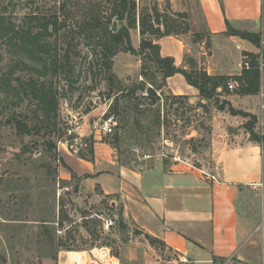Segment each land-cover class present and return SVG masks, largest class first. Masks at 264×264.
<instances>
[{
	"label": "rangeland",
	"instance_id": "374dc122",
	"mask_svg": "<svg viewBox=\"0 0 264 264\" xmlns=\"http://www.w3.org/2000/svg\"><path fill=\"white\" fill-rule=\"evenodd\" d=\"M127 1L135 5V27L131 29L126 19L118 21L113 17V0H0L1 5L8 8L7 14H12L20 25L30 15L58 17L65 29L56 41L52 38L53 44L60 55L68 51L75 64V75L79 77L73 88L62 78H48L59 93L57 127L52 133L47 129L38 134L30 130L35 124L34 102L24 99L14 106L10 98L4 99L0 95V264H53L48 259L53 258L59 248L67 247L70 241H76L77 246L82 247H108L110 252L118 255L123 243L132 240V245L141 256L145 253L153 260L159 256L140 232L124 224L119 217V206L112 208L107 199L93 203L79 196V182L87 175L78 177L73 173L77 178L71 177L72 172L60 163H65L63 157L68 154L91 162L98 152V155H107L115 163L128 168L155 159L180 167L188 164L192 170L204 172L211 167V121L214 114L225 112L216 108L215 100L225 101L219 96L226 91L238 94L242 84L230 79L224 82L218 76L221 87L215 90L214 99L205 101L196 89L197 96L193 98L185 79L177 77L170 82V87L172 92L181 95H172L166 80L161 90L157 91L158 100L152 103L147 92L152 89L150 81L153 78L160 84L162 78L159 75L155 77V74L144 77L142 73L146 61L119 48L112 59L110 76L117 83L111 91L102 69L100 50L94 46L95 42L89 46L82 30L89 20L112 21L111 26L115 22L116 32L127 28L130 46L135 51L139 50L144 37L160 46L162 57L172 58L174 64L177 60L181 61L179 69L185 67L190 73L188 63L193 59L196 70L209 76L204 70L208 68L211 42L197 0ZM63 4L64 10L61 9ZM143 19L147 30L144 36L141 35ZM150 25L152 30L159 31L157 33L169 32L171 37L178 39L184 53L178 41L164 37L158 39L151 34ZM244 50L255 55L260 52L253 44L251 49ZM230 53L236 64L238 57L235 51ZM215 54L221 53L217 51ZM1 55L0 72L12 67L13 61L24 60L11 56L5 46ZM245 61L250 68L251 60L245 56L242 62ZM255 63L260 73L264 68V52ZM145 68L146 73L154 71L149 63ZM14 75L24 80L32 76L22 65L15 68ZM228 84L233 86V90L228 89ZM117 88L127 92L135 90V94L128 100H119L117 115L112 119V134H106L104 126L107 120H104V115L113 101L108 99V95L109 91L115 93ZM96 109V114L88 115ZM13 113L30 117L31 121L27 122L29 135L19 136L5 124ZM101 113H104L102 117L99 116ZM243 119L242 128L245 130L251 122L248 118ZM253 130L258 135H264L257 128V122ZM46 142H50L54 149L48 150ZM143 156L150 159L144 160ZM173 157L180 162H174ZM95 191L99 193L98 188ZM105 219L114 221L108 230L103 228Z\"/></svg>",
	"mask_w": 264,
	"mask_h": 264
},
{
	"label": "crops",
	"instance_id": "0c3cea01",
	"mask_svg": "<svg viewBox=\"0 0 264 264\" xmlns=\"http://www.w3.org/2000/svg\"><path fill=\"white\" fill-rule=\"evenodd\" d=\"M197 3L211 42L208 68L204 71L211 77H241L245 55L258 57L264 52V0ZM229 31L257 36L259 54L244 50L251 49L252 43ZM164 38L178 41L182 48L178 39ZM231 50L238 57L236 64ZM217 51L221 54L216 55ZM181 64L179 60L175 62L177 68ZM177 77L184 79L181 75L167 79V88L174 96L181 95L170 87ZM187 88L195 98L196 90L189 85ZM219 98L235 110L254 116L257 128L264 134V68L259 73L256 94L226 91ZM97 112L98 109L88 115ZM212 122L211 167L207 176L188 164L180 167L160 159L128 168L98 152L91 162L72 154L64 156L72 173L89 176L79 182V196L93 203L107 199L112 208L119 206L124 224L159 241V247L148 243L159 256L155 260L145 253L141 256L132 240L123 243L118 255L108 247H82L70 241L48 260L53 264H264V225L260 227L264 219L263 148L250 141L242 128L243 118L218 112Z\"/></svg>",
	"mask_w": 264,
	"mask_h": 264
},
{
	"label": "trees",
	"instance_id": "16d2710c",
	"mask_svg": "<svg viewBox=\"0 0 264 264\" xmlns=\"http://www.w3.org/2000/svg\"><path fill=\"white\" fill-rule=\"evenodd\" d=\"M113 6V17L117 18L118 21L126 19L128 28H134L135 18L133 12L135 11V5L127 0H113ZM61 9H65L64 4L61 6ZM7 10L8 8L0 3V63L2 62L1 51L4 46L11 56H18L24 58V60L13 61L14 64L12 67L5 72H0V95L4 99L10 98L14 106H18L24 99H29L32 103L34 102L36 111H34L33 120L35 121L33 122L35 124L30 130L35 131V134H38L42 129H47L48 132L52 133L57 127L59 93L55 84L49 81L48 78H62L70 88H73L74 84L79 82V77L75 75L74 71L75 64L72 62L70 54L67 51L63 55H60L52 41V38L56 41L63 34L65 26L61 21H58V17L56 16L40 15H30L27 17L26 22L20 25L15 22L12 14H7ZM111 23L112 21L93 19L91 21L89 20L82 28L83 33H85L84 36L89 42V46L95 42L94 46L100 50L102 69L111 91L116 88L117 83L110 76L112 59L119 48H123L126 53L139 56L142 61H146L143 65L142 75L144 77L155 74V77L159 75L162 78L160 84L152 80L153 78L150 81L152 89L147 92L148 98H150L152 103L158 100V97H156L157 91L161 90L165 81L175 75H181L186 83L196 89L200 98L205 101L214 99L216 95L215 90L221 87V81L225 82L228 79L234 80L239 85L242 84L238 92L240 95H254L258 92L259 70L258 65L256 66L255 63L258 58L257 56L245 55L251 60V65L248 70H244L241 77H218L220 81L217 80V77L212 78L204 72L197 71L193 59L192 61L189 60L190 63H188L191 69L190 73L185 69L177 68L172 58L161 57L160 46L158 44L152 40L144 39V37L140 41L139 50L135 51L130 46L127 28L126 30L121 29L116 33H111ZM145 25V20H141L142 36L147 34V30L144 28ZM149 30L158 39L171 36L169 32L161 33L162 35L157 33L159 31L152 30L151 25ZM229 33L239 36L242 39H247L256 47H260L259 38L255 35L232 31H229ZM147 63L153 66L154 71L152 73H146L144 71L146 70L145 66ZM20 65L28 70L32 76L25 80L21 77H14L15 68ZM111 91H109L108 99H112L113 101L104 115V120L115 118L117 115L116 105L120 99L126 98L128 100L135 94V90L127 92L123 88H117L115 93ZM215 105L219 111L228 112L232 116L248 118L251 123L246 125L245 131L249 135V139L259 144L264 150V135H258L253 130L256 124L254 116L233 109L225 101L219 102L215 100ZM28 120H30V117L13 113L5 124L12 128L19 136L29 135V129L27 128ZM114 138L118 141L117 136ZM45 145H47L50 151L54 149V146H51L50 142H46ZM81 159L86 160L84 157H81ZM60 163L71 173L65 163ZM71 177L73 179L77 178L73 173H71ZM84 178H89V176H85ZM145 239L152 246L160 245L159 241L150 236L145 235Z\"/></svg>",
	"mask_w": 264,
	"mask_h": 264
},
{
	"label": "built area",
	"instance_id": "2783aa9c",
	"mask_svg": "<svg viewBox=\"0 0 264 264\" xmlns=\"http://www.w3.org/2000/svg\"><path fill=\"white\" fill-rule=\"evenodd\" d=\"M264 44V43H263ZM242 68L244 69V70H248L249 69V63L248 62H243V64H242ZM228 89L229 90H233V86L231 85V84H228ZM114 123H112V118H109L106 122H105V126H104V132L106 133V134H111L112 133V127H111V125H113ZM261 128H264V124L263 125H261ZM134 152H137L136 150L134 151ZM262 154H263V156H264V150H263V152H262ZM144 157V160H149L150 159V157L149 156H143ZM172 160L175 162H177V163H179L180 161H178V159H176V158H172ZM194 169V168H193ZM197 170H199L200 171V174L201 175H203V176H207L208 174L206 173V172H204V171H202V170H200V169H197ZM211 179L212 180H215V177H211ZM113 224H114V221L112 220V219H105V220H103V228L105 229V230H108L110 227H112L113 226ZM264 225V219L262 220V222H261V225H260V227H262ZM260 227H259V229H260Z\"/></svg>",
	"mask_w": 264,
	"mask_h": 264
},
{
	"label": "water",
	"instance_id": "95a60500",
	"mask_svg": "<svg viewBox=\"0 0 264 264\" xmlns=\"http://www.w3.org/2000/svg\"><path fill=\"white\" fill-rule=\"evenodd\" d=\"M110 31H111V33H116V31H117V24L115 22L112 24Z\"/></svg>",
	"mask_w": 264,
	"mask_h": 264
}]
</instances>
